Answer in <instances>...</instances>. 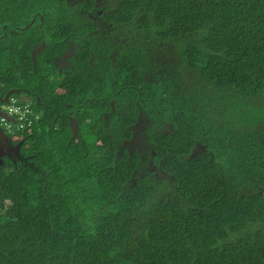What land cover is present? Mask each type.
Wrapping results in <instances>:
<instances>
[{"label": "trees", "instance_id": "trees-1", "mask_svg": "<svg viewBox=\"0 0 264 264\" xmlns=\"http://www.w3.org/2000/svg\"><path fill=\"white\" fill-rule=\"evenodd\" d=\"M82 8L104 37L66 0H0V95L38 116L0 166V264H264V0Z\"/></svg>", "mask_w": 264, "mask_h": 264}, {"label": "flooded vegetation", "instance_id": "flooded-vegetation-1", "mask_svg": "<svg viewBox=\"0 0 264 264\" xmlns=\"http://www.w3.org/2000/svg\"><path fill=\"white\" fill-rule=\"evenodd\" d=\"M66 2H67V5L73 6V9L74 10H76L78 8V6L76 4H79V3H76V2L71 1V0H66ZM75 15H77L80 18L84 19L83 17H81L82 16L81 13H78L77 11L75 12ZM36 19H38V21L36 23L37 24V27L39 28L41 34H43L44 31H43V28H42V26H43L42 25V22L44 21V16L42 14H38V13L33 14L30 17L29 21L26 22L24 24V26H22V28H25L26 26L31 25L32 23L35 22ZM89 21H91V20L89 19ZM89 21H87V22H89ZM93 23L96 24V25H98V27H94L92 30H89L88 29L87 30V34H85V37L86 36H91L92 35V32L95 33L97 35V37H104V34L101 35V33H100L102 30L100 28L99 23L98 22H95V21ZM77 25L82 26L81 24H75V26H77ZM72 26H74V25H72ZM42 42H43V46H44V44H45L44 42L45 41L44 40H41L40 43H39V45H37L32 50V52L34 51V53H37L36 52V49H38L39 47H41L40 44ZM64 43L66 45V51L63 52L60 55V57L54 58V63L58 66L59 70L61 68H67V67L70 66V56L73 53V50H74L73 48H74V46L79 47V43L78 42H75V41L71 40L68 37L65 38ZM33 56L34 55L32 54V57ZM89 63H90V65L92 67H96L97 66V63H94L93 60H92V58L89 60ZM11 90H14L15 93L12 92L11 94H9L5 98L6 93L9 92V91H11ZM19 90H20L19 88L9 89L6 93H4L3 95H0V98H2V100H0V117L5 115V112L3 110L5 104L7 102H9L10 98L13 97V96H15L14 94H17V92H19ZM17 97L20 98V99L29 100L32 103V100L30 98H28L26 95L18 94ZM112 102H113V100H112ZM116 111L117 112H122V108H119ZM142 115L145 116V117H147L146 114L143 113V110H140V112L138 114V119H137L136 123L141 119L140 117ZM136 123L133 125L132 128L135 127ZM133 132H134V129H133ZM10 134H13V132L7 131L6 128L3 126V124L0 122V161H1L0 162V166L3 164V161H4L5 158L10 159L12 162H15L17 159L24 160L23 157L18 156V155H20V151H19V144L20 143H16V144L12 143V140L10 138ZM132 137H133V134H132Z\"/></svg>", "mask_w": 264, "mask_h": 264}, {"label": "rangeland", "instance_id": "rangeland-1", "mask_svg": "<svg viewBox=\"0 0 264 264\" xmlns=\"http://www.w3.org/2000/svg\"><path fill=\"white\" fill-rule=\"evenodd\" d=\"M71 1L79 3V4H76L78 6L76 11L78 13H81V15H82L81 17H83L86 21H89V19H90L92 22L95 21V22L99 23L100 28L102 30L100 33H101V35H103L104 34L103 21L100 18V16H98L99 11L97 10V11L88 13L82 8L83 0H71ZM110 1H112V0H110ZM68 18H70V20L72 19V21H70L71 26L72 25L75 26V24L83 25L82 24L83 19L80 18L79 16L75 15V13H68ZM44 23L45 22H42V25L45 27ZM84 31H85V29H84ZM48 36H50V34H48ZM66 37L67 36H63L62 40L65 41ZM41 44H40V46H41ZM158 72H161V71L159 70ZM150 79H153V77H150L149 80ZM140 118L141 119L136 123L135 127L133 128L134 132H133L132 139L125 142V145L127 146L128 150L130 152H133V151L138 152L141 155L142 160L145 161V163H148V165H151V163H152V160L150 159L151 150H150L149 145L145 141L146 132H144V128H146V125L148 124V119H147V117H145L143 115ZM73 127H74V124H73ZM204 148L205 147L203 145L197 144V146L194 149V153L201 151ZM18 156H20V155H18Z\"/></svg>", "mask_w": 264, "mask_h": 264}, {"label": "built area", "instance_id": "built-area-1", "mask_svg": "<svg viewBox=\"0 0 264 264\" xmlns=\"http://www.w3.org/2000/svg\"><path fill=\"white\" fill-rule=\"evenodd\" d=\"M31 101L20 99L16 96L10 98L3 108L5 115L0 117V122L9 132L20 130L32 125L38 119L31 108Z\"/></svg>", "mask_w": 264, "mask_h": 264}, {"label": "water", "instance_id": "water-1", "mask_svg": "<svg viewBox=\"0 0 264 264\" xmlns=\"http://www.w3.org/2000/svg\"><path fill=\"white\" fill-rule=\"evenodd\" d=\"M42 47H43V42H42V44H41V47H39L38 49H36V51L41 50ZM33 55H34V51H33ZM12 92H14V90H11V91L7 92L6 95H5V98H6L9 94H11ZM0 100H2V98H0ZM72 124H75V122H74L73 120H72ZM74 129H75V128H74Z\"/></svg>", "mask_w": 264, "mask_h": 264}]
</instances>
